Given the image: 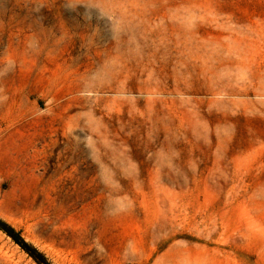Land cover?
Instances as JSON below:
<instances>
[{
  "label": "rangeland",
  "instance_id": "374dc122",
  "mask_svg": "<svg viewBox=\"0 0 264 264\" xmlns=\"http://www.w3.org/2000/svg\"><path fill=\"white\" fill-rule=\"evenodd\" d=\"M0 264H264V0H0Z\"/></svg>",
  "mask_w": 264,
  "mask_h": 264
},
{
  "label": "trees",
  "instance_id": "16d2710c",
  "mask_svg": "<svg viewBox=\"0 0 264 264\" xmlns=\"http://www.w3.org/2000/svg\"><path fill=\"white\" fill-rule=\"evenodd\" d=\"M13 233V232H12ZM13 237V239L17 242V243H19L24 249H28L27 248V246H26V244L21 240V239H19V237L17 238V236H12Z\"/></svg>",
  "mask_w": 264,
  "mask_h": 264
}]
</instances>
